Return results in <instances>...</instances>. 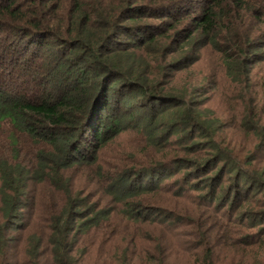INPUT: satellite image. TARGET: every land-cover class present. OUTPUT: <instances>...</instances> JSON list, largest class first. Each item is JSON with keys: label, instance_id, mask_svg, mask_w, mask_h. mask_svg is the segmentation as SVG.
<instances>
[{"label": "trees", "instance_id": "16d2710c", "mask_svg": "<svg viewBox=\"0 0 264 264\" xmlns=\"http://www.w3.org/2000/svg\"><path fill=\"white\" fill-rule=\"evenodd\" d=\"M1 126L0 264H264V0H0Z\"/></svg>", "mask_w": 264, "mask_h": 264}, {"label": "rangeland", "instance_id": "374dc122", "mask_svg": "<svg viewBox=\"0 0 264 264\" xmlns=\"http://www.w3.org/2000/svg\"><path fill=\"white\" fill-rule=\"evenodd\" d=\"M204 60L200 65L196 67V70L200 72H205L204 74H214L216 72V64L215 59L210 53L204 54ZM217 82V77H216ZM220 89L226 92L228 90L227 82H221ZM217 93V89H214L212 92L208 93L212 98L208 101V108L211 109L214 114L221 116L222 114L226 113V106L224 103L221 102V98L219 95L215 96ZM0 148L3 149V126L0 129Z\"/></svg>", "mask_w": 264, "mask_h": 264}]
</instances>
